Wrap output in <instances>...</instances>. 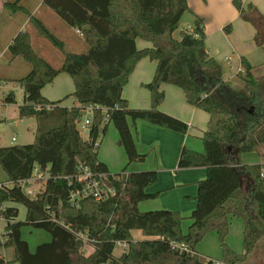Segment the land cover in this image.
Wrapping results in <instances>:
<instances>
[{"label":"trees","instance_id":"16d2710c","mask_svg":"<svg viewBox=\"0 0 264 264\" xmlns=\"http://www.w3.org/2000/svg\"><path fill=\"white\" fill-rule=\"evenodd\" d=\"M20 0L5 3L12 11L24 10ZM66 24L80 31L89 47L81 53L67 51L65 42L37 16L30 23L38 33L64 54L59 67L39 55L31 34L23 29L13 38L9 49L13 57H23L32 64L31 71L16 80L23 89L20 118L35 117L33 142L0 145V165L12 186L0 188V203L20 202L26 206L25 220H19V208L10 205L6 216L8 239L0 244V264H245L264 239V177L260 164H245L244 152L261 151L264 146V76L253 74V65L241 58L244 86L235 88L223 79V67L209 55L204 19L195 14L191 31L175 38L181 19L192 11L188 0H43ZM239 16L255 27L254 40L264 50V14L252 2L232 0ZM225 31H231L228 24ZM152 43L139 49L137 39ZM144 57L157 61L155 75L145 87L151 94L149 109L131 108L123 89L136 64ZM71 75L75 90L72 107L62 100L52 101L42 89L61 73ZM170 83L183 89L187 102L209 114L208 128L202 137L203 152L184 147L179 167L207 168L198 183L197 205L192 212L188 232L182 229L183 216L175 210L141 211L139 203L156 198L146 189L158 180L154 170L127 172L128 165L143 162L129 120L152 124L186 133L189 125L160 109L165 99L161 89ZM68 97V96H67ZM4 103H16L14 90L3 97ZM89 104L96 108L90 125V140L80 134L78 121ZM52 108L48 109L47 106ZM41 106L42 109H38ZM105 108V110H104ZM107 117V120L105 119ZM119 132V144L128 156L127 166L111 173L98 157L94 140L107 132L110 124ZM235 151L232 158L229 152ZM80 164L96 172H106L116 194L104 200L86 197L79 205L70 202L71 191L80 186L73 178ZM48 169L50 178L35 198L18 184L32 176L35 166ZM65 176H71L65 178ZM239 199L237 207L226 202ZM230 214L244 220V253L233 250L226 241ZM26 224L46 230L51 240L31 250L23 237ZM140 230L147 239L134 240ZM215 230L222 247V259L201 257L198 243ZM87 234L91 243L84 253L83 240L76 233ZM128 247L119 256L117 242ZM181 242L189 251L180 252L172 242ZM93 246V248H92ZM13 248L15 258L2 255Z\"/></svg>","mask_w":264,"mask_h":264},{"label":"crops","instance_id":"0c3cea01","mask_svg":"<svg viewBox=\"0 0 264 264\" xmlns=\"http://www.w3.org/2000/svg\"><path fill=\"white\" fill-rule=\"evenodd\" d=\"M16 1L18 0H0V74H10V71L17 67L25 72L24 74H28L31 71L32 64L24 60L21 56L13 57L9 49L13 38L23 29L29 30L32 38V45L36 52L55 66V64L48 59L47 55H45V51H43H51L49 44H47L50 42L41 36L30 23L29 13L39 17L54 34H57V30L60 31V28L61 30L72 29L70 28L71 26H67L65 22H60V20L54 16L57 14L47 7L43 3V0H20L19 4L24 7V10L18 11H12L5 5L7 2L13 3ZM246 2H252L264 14V0H246ZM188 3L191 10L195 9L203 15V11L199 9L200 5L197 0H188ZM210 5L214 6L218 23L216 27L210 29L206 27L204 22L206 34L205 42L209 55L220 62L223 67V79L235 88H242L244 86V84L238 86L240 84H238L239 82L237 83L238 80H243L244 67L241 61L243 57L246 59L248 57L247 60L253 65V74L256 77L264 76V50L257 46L254 40L256 32L255 27L239 16V12L233 5L232 0H210L208 6L210 7ZM230 21L233 23L234 28L227 33L224 28L225 24ZM63 23H65L66 26ZM192 29L193 27L190 30H184L179 27L174 32V37L180 39L182 31H191ZM76 32L82 36V33H80L78 29H76ZM215 36L218 38L215 39ZM46 40L48 42H45ZM62 40L65 42L66 47L65 39ZM136 43L139 49L152 46L150 41L140 38L137 39ZM227 47L231 53L226 55H215L216 52L224 53L222 49H226ZM56 49L59 50L58 48ZM221 58L228 61V63L226 62V66L223 65ZM237 59H240V65L242 67L239 65ZM156 69L157 61L149 57L142 58L136 64L129 76L128 83L123 89V97L129 102L131 108L149 109L151 107V94L145 87V84L152 81ZM229 72L230 74H228ZM21 76L23 77V75ZM8 88V92L11 89L15 91V89L18 88L19 99L16 103L4 104H6L7 107L17 105L19 112V106L23 103V89L20 86ZM161 89L165 93V99L160 109L186 122L189 125L188 131L182 133L144 120H138L134 123L132 119H130L129 123L136 140L137 149L140 153L146 155V159L143 162H133L130 166L128 165L129 168H127V172L154 170L158 173L157 182L148 186L146 189L150 193H158V196L156 198L141 201L139 203V209L141 211L160 209L180 211L185 217V220L182 222V229L184 233H187L192 221L190 216L197 205V199L195 198L198 193V183L206 177L207 168L205 166L181 168L179 167V158L184 147L193 151L203 152L204 144L202 137L208 128L209 114L205 110L188 103L183 89L179 86L163 83ZM74 90L75 85L71 75L64 72L59 74L53 82L43 87L42 94L52 101L62 100L59 104L60 106L72 107L75 104V99L71 95ZM8 92H4V95ZM261 99L264 104V98ZM19 121L23 122V119L20 118ZM36 126L37 122H35L34 127L36 128ZM10 145H12V143L4 146ZM256 152L259 155L258 158L255 156L253 158H251V156H246L247 160L245 161L243 157H241L243 163L261 164L264 146L261 147L260 152ZM228 154L229 157L232 158L235 151H230ZM98 157L107 165L111 173L120 172L127 166V152L125 148L119 144V132L112 123L108 126L107 132L101 140L98 149ZM239 203V199L231 198L226 202V206L234 208L237 207ZM228 218L229 232L226 241L233 250L239 254H243L245 251L243 244L244 220L235 214H230ZM134 240L140 239L134 237ZM207 242L209 243L208 246L206 245ZM37 245L38 244L33 248L29 243L30 249L33 251ZM116 248H118V250L116 249L115 254L119 256L124 248L123 246H117ZM9 249L12 250V256L10 257ZM197 251L207 259H213L215 261L221 260L222 247L218 233L215 230L208 232L198 243ZM3 255L7 260L12 261L15 258L14 249H5ZM245 264H264V239L257 246L253 254L250 255Z\"/></svg>","mask_w":264,"mask_h":264},{"label":"rangeland","instance_id":"374dc122","mask_svg":"<svg viewBox=\"0 0 264 264\" xmlns=\"http://www.w3.org/2000/svg\"><path fill=\"white\" fill-rule=\"evenodd\" d=\"M197 1H198V4L200 5L199 9L201 11H203V15H201L195 9H192L193 11H187L185 13L184 17H182L179 27L184 29V30H186V29L190 30L194 25L193 21L195 18V15H194L195 13L204 18V22H205L206 27H208L210 29L216 27L218 21L216 18L214 6L213 5H210V7L208 6V3L210 0H197ZM53 14H55V13H53ZM54 16H56V18L58 20H60V22H64L60 17H58V15H54ZM228 23L231 24V31H232L234 28V25L231 21L227 22L226 24L228 25ZM63 24H65V23H63ZM226 24H225V27H226ZM65 26H66V24H65ZM67 26H69V25L67 24ZM70 28H72V29L61 30V28H60L59 29L60 31L57 30V34H55L59 38L65 39L66 50L71 51V52H77V53H81V52H84L85 50H87L89 45L86 42L83 34L81 36L78 32H76V29L74 27H70ZM214 38L217 39L218 37L215 36ZM45 42H48V41L46 40ZM47 44H49L51 51L43 50V51H45V55H47L48 59L52 63H54L55 66L59 67L63 62L64 54L62 53V51H59L55 47H53V45H50L51 43H47ZM222 50L224 53L216 52L215 55H219V54L226 55V54L231 53L230 50H228V47L226 49H222ZM219 51H221V50H219ZM247 59H248V57H247ZM221 61L223 62L224 66H226V62L228 63L227 60L225 61L222 59ZM237 61L240 65V63H241L240 59H237ZM24 73L25 72L21 71V69L19 67H17V68L12 69L10 71L11 75L10 74H0V145H2V146L9 145L10 143H12V145L26 144V143H31L34 140V133H35V129H36L34 127V125H35V122H37L36 119L26 117V118H22L23 122H20L19 121L20 116H19L17 105L7 107L6 104H4V102H3L4 92H8V90H9L8 87H13V86L17 87L18 84L16 83V80L19 79L20 77H22L21 75H23V76L27 75ZM228 74H230V72ZM237 83L240 84L238 86H241L244 84L243 80H238ZM14 92L16 95V99L18 100L19 99V89L18 88L15 89ZM23 98H24V92H23ZM261 98H264V91H262ZM14 136L16 137V140H13ZM102 138H103V134H101V136L99 137V140L101 141ZM246 156H251V158H253L254 156L257 158L259 157V155L256 151L244 152V153H242L241 157H243V159L246 161L247 160ZM7 180H9L8 176H7L6 172L4 171V169L2 168V166L0 165V182H5ZM41 186H42L41 183H33L31 188H39ZM9 203L14 204V206L19 208L20 213H19L18 219L19 220H25L26 212H27L26 206L20 202H12L11 201ZM182 216L184 217L183 214H182ZM184 220H185V217L183 218L182 222ZM22 234H23V237L27 241H29L30 245L33 248L36 244L46 242V241L51 239V235L49 232H47L46 230H43V229L35 228L33 225H30V224H26L22 227ZM133 235L136 239H140V240L148 238L140 230H134ZM206 245L208 246L209 243L207 242ZM209 247H212V246H209ZM117 250H118V248H117ZM8 251L10 254L9 257L12 256V250L9 249ZM2 255H3V252H2ZM201 257L205 258L203 255H201ZM215 262H218V261H215Z\"/></svg>","mask_w":264,"mask_h":264},{"label":"built area","instance_id":"2783aa9c","mask_svg":"<svg viewBox=\"0 0 264 264\" xmlns=\"http://www.w3.org/2000/svg\"><path fill=\"white\" fill-rule=\"evenodd\" d=\"M80 32V31H79ZM48 109L52 108L51 105L47 106ZM96 108L95 105L89 104L82 110L81 119L78 121L77 125L82 137L86 140H90V125L93 118V111ZM38 109H42L41 106H38ZM105 110V108H104ZM107 120V117H105ZM15 140V137L13 138ZM101 141L98 139L94 140V148L96 150L99 149ZM261 172L264 177V153L261 161ZM52 176V175H51ZM50 172L48 169H41L38 165L35 166L33 174L31 177L23 180H19L18 184L24 188L27 184L25 192L35 198L39 192L42 190L43 184L50 177ZM71 176H65V178H70ZM108 174L106 172H96L92 170L90 167L80 164L78 167V172L73 176L79 183L80 186L76 187L71 191L70 202L73 205H79L80 200L86 197H94L96 200H104L110 196H114L116 194L115 187L109 182ZM33 183H41L42 186L39 188H31ZM13 182L8 180L7 182H0V188H4L5 186H12ZM11 203L4 201L0 203V244L4 245L8 239V230L7 225L9 221H14V219H10L6 216V212L10 207ZM77 238L83 240L84 243V253L88 254L89 249L88 246L91 243V239L87 236V234L83 232L76 233ZM117 246H123L124 249L128 247L126 242H117ZM172 246L175 249H178L180 252L189 251V247L181 242H172ZM93 248V246H92Z\"/></svg>","mask_w":264,"mask_h":264},{"label":"water","instance_id":"95a60500","mask_svg":"<svg viewBox=\"0 0 264 264\" xmlns=\"http://www.w3.org/2000/svg\"><path fill=\"white\" fill-rule=\"evenodd\" d=\"M26 187H27V184L24 186V188H23V191H25V190H26Z\"/></svg>","mask_w":264,"mask_h":264}]
</instances>
